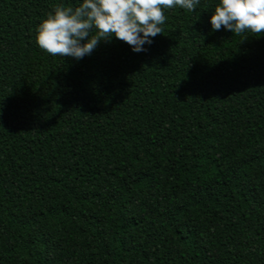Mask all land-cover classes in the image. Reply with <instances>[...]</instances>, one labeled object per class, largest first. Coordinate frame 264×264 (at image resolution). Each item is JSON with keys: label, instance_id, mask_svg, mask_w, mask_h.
Wrapping results in <instances>:
<instances>
[{"label": "trees", "instance_id": "trees-1", "mask_svg": "<svg viewBox=\"0 0 264 264\" xmlns=\"http://www.w3.org/2000/svg\"><path fill=\"white\" fill-rule=\"evenodd\" d=\"M0 264H264V0H0Z\"/></svg>", "mask_w": 264, "mask_h": 264}]
</instances>
